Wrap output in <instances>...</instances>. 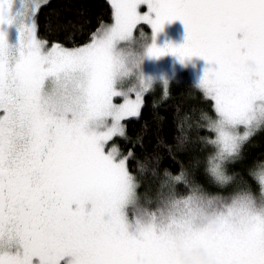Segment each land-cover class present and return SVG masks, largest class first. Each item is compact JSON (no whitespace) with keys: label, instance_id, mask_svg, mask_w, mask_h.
Returning <instances> with one entry per match:
<instances>
[{"label":"snow or ice","instance_id":"snow-or-ice-1","mask_svg":"<svg viewBox=\"0 0 264 264\" xmlns=\"http://www.w3.org/2000/svg\"><path fill=\"white\" fill-rule=\"evenodd\" d=\"M142 4L150 14L138 12ZM41 7L0 0V264H264V203L193 192L140 208L129 157L105 151L141 106L124 81L139 72L151 87L145 58L200 57L214 65L199 86L217 117H204L214 136L206 172L225 184V163L264 125V0H113V24L74 49L37 39ZM176 20L185 43L158 46ZM140 22L151 25V42L130 66L137 54L121 42ZM5 25L17 29L15 44ZM253 175L264 187V164Z\"/></svg>","mask_w":264,"mask_h":264},{"label":"trees","instance_id":"trees-1","mask_svg":"<svg viewBox=\"0 0 264 264\" xmlns=\"http://www.w3.org/2000/svg\"><path fill=\"white\" fill-rule=\"evenodd\" d=\"M113 11L109 0H48L36 15L37 35L48 44L78 48L113 21ZM213 105L198 85L169 81L165 89L145 93L139 114L123 120L124 135L112 142L121 158L129 157L126 163L138 193L147 194L144 209L155 210L170 196L184 198L193 192L218 197L263 195L264 187L253 173L264 164V125L241 143L237 157L225 163L230 178L225 184L206 172V158L214 152L207 141L214 136L204 117L215 119Z\"/></svg>","mask_w":264,"mask_h":264},{"label":"rangeland","instance_id":"rangeland-1","mask_svg":"<svg viewBox=\"0 0 264 264\" xmlns=\"http://www.w3.org/2000/svg\"><path fill=\"white\" fill-rule=\"evenodd\" d=\"M47 1L48 0H40V3L43 5ZM109 1L113 5V0H109ZM16 2L18 3L19 0H16ZM138 12L141 15L150 14V10L147 4L140 5ZM151 15H154V14H151ZM113 22L114 21H112L110 24L108 23V24L103 25L100 29H98L95 35L100 36L108 26L113 24ZM35 25H36V17H35ZM140 25H142V27H140ZM145 27L147 28V30H145ZM4 30L7 32L9 42L12 44H15L17 40V29L15 28V26L9 27L5 25ZM36 35H37V31H36ZM151 37H152L151 25L145 22H140L136 25V27L133 30L134 39L132 40V42L131 43L121 42V47H124L127 51H131L136 54H141L140 57L141 59H143L142 53L144 52L146 47L150 44ZM185 38H186L185 27L181 21L176 20L173 22L165 23L163 30L156 37V44L160 47H163L165 44H172L173 46L179 47L180 45L185 43ZM37 39L45 42L46 49H51L53 46L59 45V44H48L45 40L40 38L38 35H37ZM212 67H214V65H209L206 61H204L200 57H192L191 59L186 60L184 63H181L177 57H174L171 55L161 57L159 59L145 58L141 66V70L143 71L146 78L151 77L153 79L151 87L149 88L147 84L142 83L143 78L141 77L139 72H137V74L134 75L132 78L124 81V83L122 84V87L125 90H127L128 88H131L134 86L136 91H134L135 93L132 92L129 95V99L134 101L136 99V92L138 91L141 95V105H142L143 97L145 93L152 91V90L155 91L158 88L165 89L168 86V83L165 85L163 83V80L166 79L168 82L169 81L171 82L187 81L193 85L196 84L199 86V82L201 78L203 77L205 69L212 68ZM188 70L190 72H188ZM124 102H125L124 97H114L113 98V103L116 105H121ZM140 108L138 110V114L140 112ZM137 115H129V116H126L125 118L130 117V116H137ZM0 116H1V113H0ZM216 118L217 117H215V119ZM124 119L120 121L122 125H123ZM108 123L111 124L110 118L108 120ZM258 127L254 128L252 130V133ZM239 131L241 134H243V132L245 131L244 127L241 126ZM113 138L105 144V151L108 152L115 148L117 152L119 153V149L117 145L112 142ZM144 196H147V194H145ZM144 196H141L140 193H138L137 191L138 207L140 208H145L146 199L144 198ZM203 196L207 198H214L218 200H228V201L236 197V196L218 197V196H206V195H203ZM251 197L254 201H256L258 205L261 203H264V192H263V195L260 197L257 195H254ZM129 215L130 216L132 215L131 210L129 211Z\"/></svg>","mask_w":264,"mask_h":264},{"label":"clouds","instance_id":"clouds-1","mask_svg":"<svg viewBox=\"0 0 264 264\" xmlns=\"http://www.w3.org/2000/svg\"><path fill=\"white\" fill-rule=\"evenodd\" d=\"M141 59V57H140V55L139 54H137V55H135V56H132V57H130L129 58V63H130V66L132 65V62L133 61H139Z\"/></svg>","mask_w":264,"mask_h":264},{"label":"flooded vegetation","instance_id":"flooded-vegetation-1","mask_svg":"<svg viewBox=\"0 0 264 264\" xmlns=\"http://www.w3.org/2000/svg\"><path fill=\"white\" fill-rule=\"evenodd\" d=\"M1 113V116L3 115V112H0Z\"/></svg>","mask_w":264,"mask_h":264}]
</instances>
